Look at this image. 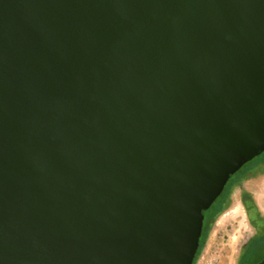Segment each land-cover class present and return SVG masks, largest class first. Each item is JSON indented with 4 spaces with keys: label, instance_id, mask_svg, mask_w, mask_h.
Here are the masks:
<instances>
[{
    "label": "water",
    "instance_id": "95a60500",
    "mask_svg": "<svg viewBox=\"0 0 264 264\" xmlns=\"http://www.w3.org/2000/svg\"><path fill=\"white\" fill-rule=\"evenodd\" d=\"M263 152L264 0H0V264H193Z\"/></svg>",
    "mask_w": 264,
    "mask_h": 264
},
{
    "label": "rangeland",
    "instance_id": "374dc122",
    "mask_svg": "<svg viewBox=\"0 0 264 264\" xmlns=\"http://www.w3.org/2000/svg\"><path fill=\"white\" fill-rule=\"evenodd\" d=\"M244 192L251 195L264 217V173H257L233 189L229 206L211 227L196 264H237L243 245L254 235L241 202V194ZM262 257L264 251L253 264L261 261Z\"/></svg>",
    "mask_w": 264,
    "mask_h": 264
},
{
    "label": "trees",
    "instance_id": "16d2710c",
    "mask_svg": "<svg viewBox=\"0 0 264 264\" xmlns=\"http://www.w3.org/2000/svg\"><path fill=\"white\" fill-rule=\"evenodd\" d=\"M257 173H264V152L245 164L243 168L228 181L223 192L212 206L203 212L204 220L202 234L193 264H196L214 222L228 208L233 189L241 182L255 176ZM241 201L244 205L248 223L254 230V235L243 245L238 256L237 264H253L262 256V252L264 251V217L260 214L249 193L244 192L241 194Z\"/></svg>",
    "mask_w": 264,
    "mask_h": 264
},
{
    "label": "flooded vegetation",
    "instance_id": "af4514ba",
    "mask_svg": "<svg viewBox=\"0 0 264 264\" xmlns=\"http://www.w3.org/2000/svg\"><path fill=\"white\" fill-rule=\"evenodd\" d=\"M242 202V201H241ZM243 204V203H242ZM243 207H244V205H243Z\"/></svg>",
    "mask_w": 264,
    "mask_h": 264
}]
</instances>
